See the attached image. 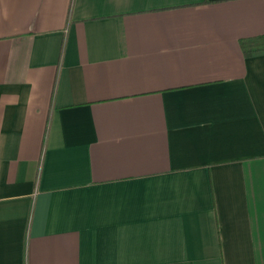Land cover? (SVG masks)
Masks as SVG:
<instances>
[{
    "label": "crops",
    "instance_id": "obj_1",
    "mask_svg": "<svg viewBox=\"0 0 264 264\" xmlns=\"http://www.w3.org/2000/svg\"><path fill=\"white\" fill-rule=\"evenodd\" d=\"M264 0H0V264H264Z\"/></svg>",
    "mask_w": 264,
    "mask_h": 264
},
{
    "label": "trees",
    "instance_id": "obj_2",
    "mask_svg": "<svg viewBox=\"0 0 264 264\" xmlns=\"http://www.w3.org/2000/svg\"><path fill=\"white\" fill-rule=\"evenodd\" d=\"M240 48L246 56L264 54V35L240 39Z\"/></svg>",
    "mask_w": 264,
    "mask_h": 264
}]
</instances>
